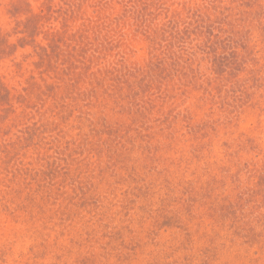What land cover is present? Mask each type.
<instances>
[{"label": "rangeland", "instance_id": "1", "mask_svg": "<svg viewBox=\"0 0 264 264\" xmlns=\"http://www.w3.org/2000/svg\"><path fill=\"white\" fill-rule=\"evenodd\" d=\"M0 264H264V0H0Z\"/></svg>", "mask_w": 264, "mask_h": 264}]
</instances>
